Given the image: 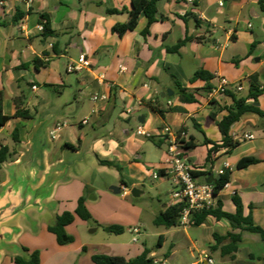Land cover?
<instances>
[{"label":"crops","instance_id":"obj_1","mask_svg":"<svg viewBox=\"0 0 264 264\" xmlns=\"http://www.w3.org/2000/svg\"><path fill=\"white\" fill-rule=\"evenodd\" d=\"M1 1L0 92L3 111L10 119L0 126V148L7 146L10 155L0 168L5 171L0 175V192L11 176L27 177L34 190L42 188L45 207L42 211L30 209L5 224L4 228L13 233L0 250V264H14L13 258L23 255L20 240L25 227L33 233L40 230L38 220L32 217L35 211L49 209L57 215L65 212L61 204H78L85 197V184L75 175L92 156L98 160L99 172L91 175L89 187L99 174H106L112 179L107 186L119 187L115 194L123 198L131 195L134 187L142 192L139 197L131 195L135 199L145 196L147 188L161 195L159 185L172 183L165 176L153 178V173L167 169L171 138L162 134L165 126L176 134L184 129V138L193 137L198 143L194 150H181L196 173L217 176V169L230 164L229 183L219 191L217 202H222L224 211L234 213L232 198L239 194L245 214L251 212L254 223L264 228V119L255 113L242 115L230 128V136L239 145L230 153L219 149L212 164L206 159L212 144L222 143L218 121L226 114L225 108L233 105L234 96L246 97L253 79L264 85V0H225L224 7H219L217 0H160L157 21L147 28L148 20L142 13L135 29L122 35L114 27L128 23L133 0ZM43 16L52 30L48 37L39 30ZM83 53L91 67L68 72V64ZM199 69L213 78L191 82ZM221 78L229 82L227 93L211 96ZM177 82L194 95L195 102L180 101ZM169 91L173 92L170 96ZM96 95H107L108 100L95 101ZM259 106L264 111V95L259 97ZM17 108L27 111L29 117H16ZM158 110H164V116ZM85 119L87 123H83ZM58 124L65 125L52 138ZM140 126L150 136L137 135ZM245 134L254 135V139H242ZM204 138L211 144H205ZM248 156L260 162L238 168V162ZM101 161L114 162L119 170ZM209 166L213 168L208 170ZM152 179L156 183L150 186ZM197 179L207 182L202 175ZM172 189L166 194L163 209L175 204ZM107 190L101 192L106 194ZM96 200L91 197L85 203ZM198 227L203 231L200 237L187 233L181 240V236H174L164 259L153 250L150 256L157 264H168L179 249L187 247L196 258L190 264H199L206 255L214 264H264L260 259L264 258V242L259 235L233 229L228 221L213 217ZM229 232L242 236L234 259L223 253L230 239L218 243L214 237ZM163 240L161 248L166 238ZM136 246L118 243L103 254L132 259L144 250H134ZM78 253L59 248L54 254L40 255L41 264L53 260L59 264H93L95 254L77 262ZM215 255L220 256L219 261Z\"/></svg>","mask_w":264,"mask_h":264},{"label":"trees","instance_id":"obj_2","mask_svg":"<svg viewBox=\"0 0 264 264\" xmlns=\"http://www.w3.org/2000/svg\"><path fill=\"white\" fill-rule=\"evenodd\" d=\"M160 0H133L132 1V10L130 13V19L128 23L123 25H117L114 27V31L122 35L128 30H133L137 26V22L139 16L143 13L148 20L147 28L157 21L159 17L158 13V2ZM263 1V0H261ZM117 10H109V12L113 13ZM43 25L44 31L43 36L48 37L52 34V30L50 28L49 20L46 16H43ZM169 51L175 52L176 48H168ZM38 61H35L36 67H38ZM213 78L209 72L199 69L197 70L190 78L191 82H194L198 79L209 81ZM177 89L180 101L183 103H193L196 101L193 94L189 93L186 89L182 88V86L177 82ZM264 95V85H258L256 80H252L251 88L249 94L246 97H235L234 103L230 107H226V114L223 116L221 120L218 121V128L223 136V140L221 144H212V147L208 150L207 161L208 163H213V154L216 153L219 149H226L227 153H230L233 149H235L239 145L238 140H234L230 136V128L231 126L237 122L242 115L245 113H255L260 118L264 119V111L259 106V97ZM250 101V102H249ZM258 104V105H256ZM18 107V106H17ZM158 113L161 116H164V110H158ZM16 117L28 118V112L24 110H20L17 108ZM214 117V115H212ZM10 117L7 116L3 111V96L0 92V126H4L9 121ZM185 130L182 129L177 133L178 144L182 150L191 151L198 147V143L195 141L193 137L188 140L184 138ZM15 141H18L16 138V134L13 135ZM150 138V137H149ZM205 144H211V141L204 138ZM10 155V149L7 146H3L0 148V168L3 163L7 161ZM260 160L253 156H248L242 158L238 164V168L248 167L250 165L259 163ZM102 164L107 165L109 167H115L119 170L117 164L111 161H101ZM164 170H159V175L164 176ZM231 172L226 170L223 174L214 176L212 173L207 172L204 174L195 173V176H204L206 181L214 186V191L216 195H218L219 191L222 190L230 180ZM233 203L236 207V211L234 213L227 212L223 210L222 202H217V207L211 210H200L193 213L190 226H200L202 225L208 217H213L217 220H226L230 223L233 229H240L241 232L247 231L250 233H255L259 235L261 241L264 242V228L256 225L253 221V216L251 212L247 215L245 214V208L242 203V200L239 194L235 193L233 198ZM86 198L81 197L78 201L77 207L74 212L65 211L62 214L58 215L56 222L53 225L48 226V230L55 234L59 243H64L65 241H69L70 237L64 238L65 235V227L72 224L75 219L78 217L83 221H88L92 218L90 212L86 207ZM186 207L185 202H177L172 204L171 206L165 207L162 209L159 214L154 219L155 225L164 226L166 228L178 227L180 226L179 219L182 210ZM251 209V207H250ZM111 231L121 234L123 232V227L118 225H112ZM216 241L219 243L225 239H230V244L223 247V253L225 255H231L232 259L235 258L234 253L238 250L237 245L242 241L241 233H227L225 236L214 235ZM163 235L159 238V246L162 245ZM27 252L28 250L24 248ZM152 250L145 248L143 252L132 259H127L123 256H111L105 254H95L92 256V261L94 264H157L150 256ZM264 260V258H260ZM14 264H41L40 252L38 250H34L30 252L28 255H18L13 258Z\"/></svg>","mask_w":264,"mask_h":264},{"label":"rangeland","instance_id":"obj_3","mask_svg":"<svg viewBox=\"0 0 264 264\" xmlns=\"http://www.w3.org/2000/svg\"><path fill=\"white\" fill-rule=\"evenodd\" d=\"M253 23L256 24L255 21ZM255 29L256 31L258 30L257 25H255ZM125 126L127 128L130 127L127 123ZM190 126L193 129L192 123ZM194 132L197 134V131ZM4 172L5 171L0 170V175H3ZM98 172V160L95 156H92L81 166L80 170L75 175V179L85 184L83 194L86 199L89 200L91 197L97 198L96 201H91L89 204H86L92 218L88 221H83L77 217L76 220L65 227L64 230L65 235L63 239L70 237V240L59 243L56 235L51 233L47 227L53 225L58 215L62 212L54 215L49 209H46L43 213L35 211L32 217L38 220L41 228L38 232L33 233L25 227V231L20 240L23 246L21 250L23 255H28L34 250H38L42 257L48 254H54L56 251H59V248L63 251L79 250L76 256V261L78 262L89 254H103L104 250H109L112 248L111 246L118 243L122 245L129 243L134 244V246L137 245L134 247V250L137 248H139V250L148 248L155 251L159 258L164 259V254L169 251L170 241H172L174 236H181L180 239L183 240V236L187 233L192 237H200L201 234H203L202 228L197 226H178L166 229L163 226L155 225L154 219L159 214V211L163 209L164 203H167L168 196L166 194L168 190L173 187V183L167 181L159 185L158 190L161 195H158L155 189L147 188L145 196L141 199H135L131 195L123 198L122 194H113L110 191V186H107V183L112 179L109 175L99 174V178L95 184L91 187L88 186V180L91 175L93 173L98 174ZM155 183L156 181L154 179L148 181L150 186ZM106 189H108L107 193L103 194L102 192ZM61 205L62 211L74 212L77 204ZM114 223L123 227L124 235L121 233L123 236L113 231H108V228ZM24 224L25 226L28 225L25 222ZM135 228L140 229L141 234L134 233L133 230ZM161 235L166 238L163 248L159 246V238ZM135 239L138 242L135 243L133 241ZM175 239L177 240V238ZM83 247H85V249H83ZM24 248L28 251L26 252ZM214 257L216 261H219V255H215ZM178 261L190 264L192 261H196V258H192L188 248L183 247L176 252L172 260L168 261V264H178ZM92 263L94 264V262ZM50 264H59V261L53 260Z\"/></svg>","mask_w":264,"mask_h":264},{"label":"built area","instance_id":"obj_4","mask_svg":"<svg viewBox=\"0 0 264 264\" xmlns=\"http://www.w3.org/2000/svg\"><path fill=\"white\" fill-rule=\"evenodd\" d=\"M28 4L32 3V0H24ZM0 4H4V1H1ZM219 7H224L225 0H217ZM251 27V24L249 25ZM41 32L44 31V25L39 26ZM91 67V61L86 54H81L78 59L74 62H71L67 66V71L71 73H77L88 69ZM229 82L226 78H221L219 85L214 88L211 92V96L215 94H225L227 93ZM36 89V87H34ZM238 91L242 90V87L237 88ZM94 100H108L107 95H96ZM131 112V109L128 110V113ZM88 120L85 119L83 123H87ZM65 124H58L53 131L51 132V137L56 138V131L63 127ZM136 134L139 136H150L142 126L136 130ZM162 134L164 136H169L171 138L170 145L168 148V160H167V169L164 171L165 177L171 180L173 183V189L171 191L172 200L177 202H185L186 207L182 210L180 214L179 223L180 226L187 227L190 226L191 218L193 213L200 210H211L217 207V195L214 191V186L208 182L201 183L198 181L195 173L197 169L182 155L181 148L178 144L177 134L172 131L169 126L162 128ZM184 135V134H183ZM242 139L251 140L254 139V135L245 134ZM213 167L209 166L207 169L211 170ZM230 164L226 163L225 166L221 169L216 170V175L223 174L226 170H229ZM159 173H153V178L157 179ZM136 234H141L140 229L135 228L133 230ZM135 241H137L135 239ZM207 264H214V259L210 256H205V259L201 260L199 264L203 262ZM157 263V262H156Z\"/></svg>","mask_w":264,"mask_h":264},{"label":"water","instance_id":"obj_5","mask_svg":"<svg viewBox=\"0 0 264 264\" xmlns=\"http://www.w3.org/2000/svg\"><path fill=\"white\" fill-rule=\"evenodd\" d=\"M172 94V91L168 92L169 96ZM162 96L165 98V93H162ZM29 180L27 177L21 178L13 175L10 182L0 192V250L5 248V243L10 240L13 233V230L10 232L4 228L5 224L9 222L11 224L15 217L20 214L26 215L30 209L42 211L45 207L42 188L34 190ZM110 191L114 194L119 193L120 188L112 186ZM130 193L133 197H139L142 192L134 187L130 190ZM108 231H110V228H108Z\"/></svg>","mask_w":264,"mask_h":264}]
</instances>
